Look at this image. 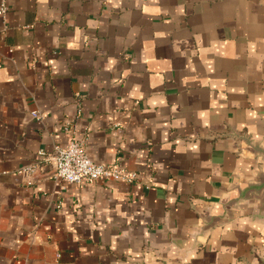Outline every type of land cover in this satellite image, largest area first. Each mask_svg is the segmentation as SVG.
Listing matches in <instances>:
<instances>
[{
    "label": "crops",
    "instance_id": "crops-1",
    "mask_svg": "<svg viewBox=\"0 0 264 264\" xmlns=\"http://www.w3.org/2000/svg\"><path fill=\"white\" fill-rule=\"evenodd\" d=\"M6 4L0 264H264V0Z\"/></svg>",
    "mask_w": 264,
    "mask_h": 264
},
{
    "label": "built area",
    "instance_id": "built-area-1",
    "mask_svg": "<svg viewBox=\"0 0 264 264\" xmlns=\"http://www.w3.org/2000/svg\"><path fill=\"white\" fill-rule=\"evenodd\" d=\"M7 11L6 0H0V15ZM32 116L38 117L35 112ZM37 157L49 162L54 168V178L69 184H84L99 179H112L126 183L133 182L137 175L125 172L117 165H101L94 163L86 154L80 141L71 140L67 147L56 146L52 152H37ZM34 167L27 168L28 172Z\"/></svg>",
    "mask_w": 264,
    "mask_h": 264
}]
</instances>
